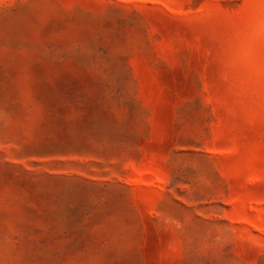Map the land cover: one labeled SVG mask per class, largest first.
<instances>
[{
	"label": "rangeland",
	"instance_id": "1",
	"mask_svg": "<svg viewBox=\"0 0 264 264\" xmlns=\"http://www.w3.org/2000/svg\"><path fill=\"white\" fill-rule=\"evenodd\" d=\"M0 264H264V0H0Z\"/></svg>",
	"mask_w": 264,
	"mask_h": 264
}]
</instances>
